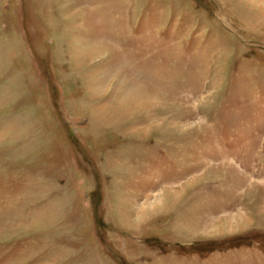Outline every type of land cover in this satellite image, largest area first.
<instances>
[{"label": "rangeland", "instance_id": "374dc122", "mask_svg": "<svg viewBox=\"0 0 264 264\" xmlns=\"http://www.w3.org/2000/svg\"><path fill=\"white\" fill-rule=\"evenodd\" d=\"M0 264H264V0H0Z\"/></svg>", "mask_w": 264, "mask_h": 264}]
</instances>
